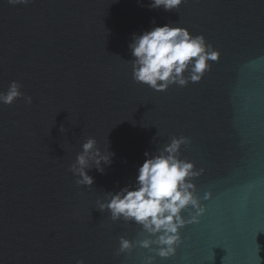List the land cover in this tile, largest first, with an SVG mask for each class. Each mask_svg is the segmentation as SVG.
Listing matches in <instances>:
<instances>
[{"label": "water", "instance_id": "95a60500", "mask_svg": "<svg viewBox=\"0 0 264 264\" xmlns=\"http://www.w3.org/2000/svg\"><path fill=\"white\" fill-rule=\"evenodd\" d=\"M150 2L0 0V91L15 80L32 97L0 103V264H143L154 253L116 251L141 227L97 201L133 184L145 152L173 136L190 138L180 154L203 169L205 210L154 264H264V0ZM170 22L219 57L200 81L157 91L133 80L129 43ZM89 136L115 154L87 169L91 189L69 171Z\"/></svg>", "mask_w": 264, "mask_h": 264}, {"label": "clouds", "instance_id": "9594fccd", "mask_svg": "<svg viewBox=\"0 0 264 264\" xmlns=\"http://www.w3.org/2000/svg\"><path fill=\"white\" fill-rule=\"evenodd\" d=\"M34 2V0H8L11 5ZM183 0H151L148 7L165 11L177 9ZM132 59V78L137 83L162 91L170 85L186 86L190 81L198 82L205 71L210 70L208 61H216L218 50L206 42L205 37L192 35L190 31L170 22L156 25L140 34H133L129 43ZM22 85L12 81L6 91H0V103L12 104L23 97L27 104L32 97L21 91ZM190 143V138L173 136L170 142L159 147L156 152H145L146 159L139 166L135 182L125 185L115 192L104 193L98 200V209L108 211L113 221L138 224L142 232L139 239L132 241L119 237L117 254L125 253L134 247L147 249L149 253L143 264H154L155 257L168 258L175 255L181 243L180 229L192 223L204 212L200 197L196 193L194 178L203 169L197 170L194 162L181 158L182 145ZM69 171L77 177L78 186L91 189L94 178L87 169L93 166L100 172L103 165H111L115 155L101 150L96 138L89 136L81 145ZM207 199V195L204 197ZM190 213L185 218L184 212ZM77 264H83L78 261Z\"/></svg>", "mask_w": 264, "mask_h": 264}, {"label": "snow or ice", "instance_id": "6c2138e0", "mask_svg": "<svg viewBox=\"0 0 264 264\" xmlns=\"http://www.w3.org/2000/svg\"><path fill=\"white\" fill-rule=\"evenodd\" d=\"M182 27V26H181ZM130 223V222H129ZM169 258V257H168ZM202 264H204V261L202 262Z\"/></svg>", "mask_w": 264, "mask_h": 264}]
</instances>
